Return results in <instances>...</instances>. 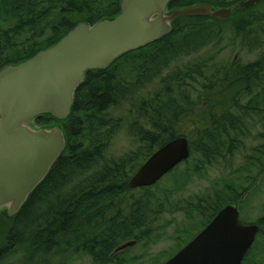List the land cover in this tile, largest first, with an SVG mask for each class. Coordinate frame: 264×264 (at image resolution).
<instances>
[{"label":"trees","instance_id":"1","mask_svg":"<svg viewBox=\"0 0 264 264\" xmlns=\"http://www.w3.org/2000/svg\"><path fill=\"white\" fill-rule=\"evenodd\" d=\"M120 3L0 0V69L51 47L81 22L93 25L117 15ZM198 3L220 6L219 0H175L169 10ZM219 21L210 16L183 17L163 38L126 53L106 69L86 74L71 116L63 123L68 143L62 155L17 215H0L8 222L0 260L5 252L19 249L23 264H65V258L83 253L95 264H127L120 258L122 250L116 249L131 240L138 242L140 236L146 238L152 215L163 210L150 208L151 187L138 193L130 188V178L157 148L178 136L188 138L190 159L202 157L205 167L234 166L247 139L254 140L236 171L257 170V176L264 177V132L253 135L247 126L249 119L264 123V56L225 68L210 56L161 77L180 57L209 47L220 34ZM239 30L248 37V47H256L249 46L256 45L255 40ZM122 61L128 62L126 69L118 68ZM158 81L160 88H153ZM125 104L131 106V136L146 144L143 156L134 155L139 162L131 154L109 156L123 121L114 111ZM54 121L46 115L36 120L39 125ZM186 177L180 176L182 183ZM245 188L228 186L214 203L196 208L207 217L203 227L224 206L239 203ZM256 224L260 231L243 264H254L252 256L264 247V216Z\"/></svg>","mask_w":264,"mask_h":264},{"label":"water","instance_id":"2","mask_svg":"<svg viewBox=\"0 0 264 264\" xmlns=\"http://www.w3.org/2000/svg\"><path fill=\"white\" fill-rule=\"evenodd\" d=\"M175 0H121L120 13L91 25L81 22L51 47L0 69V214L17 215L65 150L63 123L76 92L92 70L108 68L128 52L168 35L183 17L228 20L240 8L198 3L169 10ZM49 116L55 121L39 125ZM191 155L190 142L178 136L159 147L132 176V188L156 184ZM238 204L224 206L185 246L163 264H243L260 227L244 223ZM137 243L120 245L116 251Z\"/></svg>","mask_w":264,"mask_h":264},{"label":"rangeland","instance_id":"3","mask_svg":"<svg viewBox=\"0 0 264 264\" xmlns=\"http://www.w3.org/2000/svg\"><path fill=\"white\" fill-rule=\"evenodd\" d=\"M233 3L236 0H219ZM264 10V9H263ZM239 28H244L239 23L223 25L218 38L209 47L200 50L190 56L185 55L177 59L166 70L161 77H166L174 70L185 68L188 63L204 61L210 56L219 67L228 65H246L257 62L264 56V38L258 36L262 44L256 47H248V37H244ZM245 32H249L246 30ZM250 34V33H248ZM255 38L254 36H251ZM256 39V38H255ZM127 61L120 62L118 68L127 66ZM159 81L153 86L159 87ZM152 88V86H151ZM156 88V89H157ZM160 88V87H159ZM150 89V88H149ZM131 106L125 104L114 111L115 116H123L120 131L117 133L110 146V157L115 158L127 155L143 156L146 153V144L139 143L131 136V119L129 118ZM247 126L252 130L253 135L264 132V123L249 119ZM256 141L247 139L246 144L237 153L234 166H224L222 163L212 166H204L200 156H194L188 163H182L178 169L167 174L157 185L151 187V207L154 211L163 208L158 214L151 217V228L148 235L140 236L138 242L122 250L120 258L128 260L127 264H163L172 257L184 244L190 241L204 226L207 217L201 214L202 203L207 201L214 203L218 194H224L228 186L236 187L241 191L244 186L247 190L237 203L240 206V218L244 223H257L264 216V177L257 176V170H238L243 164V156L251 152V147ZM136 156L135 162L141 159ZM197 170L199 173H192ZM188 175L186 181L181 182L180 176ZM256 175V176H255ZM256 179L252 181L253 177ZM244 189V190H245ZM161 205V206H160ZM3 215V214H0ZM209 215V213L207 214ZM8 222L0 217V249L4 246L5 234ZM135 239V238H134ZM264 245V238L261 241ZM260 244V245H261ZM23 255L19 249L10 250L4 253L0 264H23ZM254 264H264V247L252 256ZM65 264H95L91 257L84 254H76Z\"/></svg>","mask_w":264,"mask_h":264},{"label":"flooded vegetation","instance_id":"4","mask_svg":"<svg viewBox=\"0 0 264 264\" xmlns=\"http://www.w3.org/2000/svg\"><path fill=\"white\" fill-rule=\"evenodd\" d=\"M240 1H242V0H236L233 3H227V2L224 1V2L220 3V7H230V6L236 5ZM263 9H264V0H260L258 3H256L252 7L238 9L230 19H228V20H220L219 22H220L221 27L223 25H225V24L226 25L233 24L234 22L235 23H239V25H243L244 24L243 25L244 28H241L243 33L246 30H248L249 31L248 33H250L249 34L250 35V39L255 40L257 42L256 44L260 45L262 43L258 41L259 40L258 36L260 35L261 37L264 38V10ZM242 20H245V22L242 21ZM251 36H254L256 39L252 38ZM252 45H254V44H252ZM138 169H137V171H138ZM131 178H130V180H131ZM130 188L133 189V190H136V192H138V193H142V192H144L143 188H147V187L132 188L130 186ZM64 260L66 262V261L69 260V258L67 257Z\"/></svg>","mask_w":264,"mask_h":264}]
</instances>
